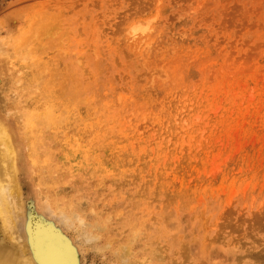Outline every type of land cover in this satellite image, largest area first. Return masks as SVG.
<instances>
[{"label":"rangeland","instance_id":"obj_1","mask_svg":"<svg viewBox=\"0 0 264 264\" xmlns=\"http://www.w3.org/2000/svg\"><path fill=\"white\" fill-rule=\"evenodd\" d=\"M0 123L12 255L264 264V0H0Z\"/></svg>","mask_w":264,"mask_h":264},{"label":"bare ground","instance_id":"obj_2","mask_svg":"<svg viewBox=\"0 0 264 264\" xmlns=\"http://www.w3.org/2000/svg\"><path fill=\"white\" fill-rule=\"evenodd\" d=\"M26 25L28 26V24H26ZM39 31L40 30H38V28H34L33 29L32 27H30L29 30L26 29V32L24 33V36H23V39H22V47H21V48H23V50H24V52L26 54H30V55L32 54L31 53L32 33H33V37H34V39H33V42H34L37 37L38 38L40 37V32ZM34 46L35 45H33V47ZM39 58H41V57H39ZM21 60L23 61V63H27L28 64V63H32L34 60H36V58L30 56V57H27V58H22ZM14 165H15V163H14V147L12 145V140H11V137H10V134H9L8 130L5 128V124L4 123H0V217L3 220L2 223L5 224V226H2V227L7 228L5 230L9 234H11V235H9L11 237L13 235H15V233H16L15 230H14V222H13L15 214L12 211L13 209L11 208L12 207L11 206V204H12L11 203V201H12L11 195L15 191V188H12L14 186V183H15V179H14V176H13V173H12L13 170H14ZM15 194H17V193H15ZM9 198H11V201L9 200ZM36 238L38 240L39 236H37ZM9 239H10V237H9ZM40 241H41V239H40ZM60 241H62V240H60ZM37 243H38L37 241L34 242V245H36ZM57 243H59V242H57ZM37 249L38 248H36V250ZM37 252L39 253L38 250H37ZM17 253L20 254V252H17ZM36 253L34 252V254H36ZM21 254L23 255L22 251H21ZM21 254L20 255H12L10 252H8L7 249L0 247V264H21V263L22 264H34V263L31 262V260H29V258H25V257L23 258V256L25 254L23 256ZM41 257H42V255L39 253V258H40L39 260L40 261L39 260L38 261H39L40 264H44V263L45 264H70V263L66 262L64 260V258H62V254H60L59 252L55 253L54 256H52L49 261H45ZM41 259L44 260V263H43V261ZM69 261H70V259H69ZM72 263L75 264L73 262V259H72Z\"/></svg>","mask_w":264,"mask_h":264},{"label":"water","instance_id":"obj_3","mask_svg":"<svg viewBox=\"0 0 264 264\" xmlns=\"http://www.w3.org/2000/svg\"><path fill=\"white\" fill-rule=\"evenodd\" d=\"M39 253L42 255V259H44L45 261H49L51 259L52 256H54L55 253H60L62 254V258H64V260L70 264H72L71 262L68 261L67 257L64 255L63 253V247L61 246H56V242H50L48 240H46L45 238H42L41 241H39ZM38 258H39V254H38ZM40 259V258H39ZM41 259V260H42ZM44 260L43 263H44ZM40 261V260H39ZM45 264V263H44Z\"/></svg>","mask_w":264,"mask_h":264}]
</instances>
